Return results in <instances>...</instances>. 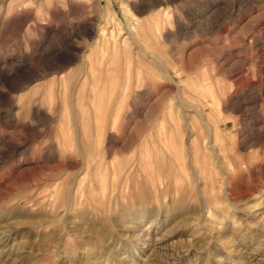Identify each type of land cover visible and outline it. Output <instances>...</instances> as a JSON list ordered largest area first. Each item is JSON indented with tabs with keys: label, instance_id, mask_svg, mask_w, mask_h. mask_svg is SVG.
Listing matches in <instances>:
<instances>
[{
	"label": "rangeland",
	"instance_id": "rangeland-1",
	"mask_svg": "<svg viewBox=\"0 0 264 264\" xmlns=\"http://www.w3.org/2000/svg\"><path fill=\"white\" fill-rule=\"evenodd\" d=\"M0 264H264V0H0Z\"/></svg>",
	"mask_w": 264,
	"mask_h": 264
},
{
	"label": "bare ground",
	"instance_id": "bare-ground-1",
	"mask_svg": "<svg viewBox=\"0 0 264 264\" xmlns=\"http://www.w3.org/2000/svg\"><path fill=\"white\" fill-rule=\"evenodd\" d=\"M190 63V62H189ZM186 65V64H185ZM188 65V64H187ZM184 66V65H183ZM185 68V67H184ZM187 68V67H186Z\"/></svg>",
	"mask_w": 264,
	"mask_h": 264
}]
</instances>
